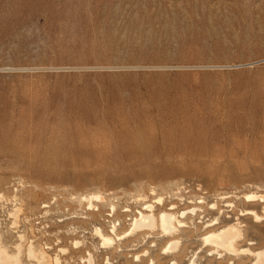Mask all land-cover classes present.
<instances>
[{"label": "rangeland", "instance_id": "rangeland-1", "mask_svg": "<svg viewBox=\"0 0 264 264\" xmlns=\"http://www.w3.org/2000/svg\"><path fill=\"white\" fill-rule=\"evenodd\" d=\"M259 194L264 0H0V243L20 264L30 243L43 264H249L199 237L237 218L236 248L263 249L264 220L239 215ZM159 197L200 208L175 252L159 230L101 247L95 227Z\"/></svg>", "mask_w": 264, "mask_h": 264}, {"label": "bare ground", "instance_id": "bare-ground-1", "mask_svg": "<svg viewBox=\"0 0 264 264\" xmlns=\"http://www.w3.org/2000/svg\"><path fill=\"white\" fill-rule=\"evenodd\" d=\"M254 194H246L248 199L254 198ZM260 198H264V195H256ZM102 196L97 194L92 195H82L79 201L86 202L88 209H93L95 206L92 203L93 200H101ZM158 203L162 204L160 208L155 209L152 203L144 202L142 207L139 210H136L134 214L131 215L128 228L121 232H117V227L119 225V219L115 218L109 223L108 231H104L100 227L94 228V234L99 239V244L101 247H110L115 246L116 240L124 239L130 235H136L139 232L143 233V236L150 234L154 230H159L161 235L165 238V246L162 248V253L166 252H175L177 250L178 244L180 242L179 232L180 230H188L193 228L194 221L190 223L185 221L184 218L189 220H195V217L198 215V207L183 208L180 210H175V205L173 203L168 204L166 208L162 203V199L159 197L156 200ZM200 202V201H198ZM210 209L216 208L215 203L209 204ZM123 212L129 211L128 207L122 209ZM117 211L113 204H110V211L107 213L108 216H116ZM240 216L249 215L254 222H260L264 220V204L262 206L261 214H258L252 209H244L240 212ZM88 217V216H87ZM84 218H86L84 216ZM228 219V218H227ZM230 219V218H229ZM226 220V219H225ZM225 220L222 219V222L218 221V218L215 217L211 220L203 222V232L200 234V241L204 248H206L207 256L218 255V258L223 255L235 256L238 254L252 256L249 264H264V248L252 251L249 248H236V242L240 238V230L237 218L234 219L231 224H224ZM186 228V229H185ZM20 240L22 235H19ZM74 245H78L79 241L75 240ZM28 245V244H27ZM33 244L26 246L27 257L37 261V264H43L45 262V253L43 250L34 249ZM61 252H65V248H60ZM22 252L21 244L18 243L14 246L13 252H8L5 245L0 243V264H20V256ZM240 256V255H239ZM137 258V256H135ZM108 259V258H107ZM233 260V259H232ZM169 264H178L177 261L172 258L169 260ZM54 262L59 263V258L57 255L54 256ZM87 264H93L91 255L88 253L86 258ZM149 263L152 264L153 260H149ZM230 264L233 262H229ZM189 264H193L192 261Z\"/></svg>", "mask_w": 264, "mask_h": 264}]
</instances>
